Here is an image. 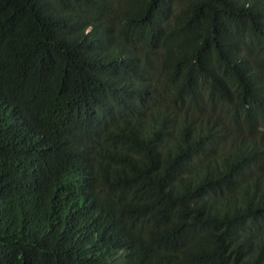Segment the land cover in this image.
I'll return each instance as SVG.
<instances>
[{"label": "trees", "instance_id": "trees-1", "mask_svg": "<svg viewBox=\"0 0 264 264\" xmlns=\"http://www.w3.org/2000/svg\"><path fill=\"white\" fill-rule=\"evenodd\" d=\"M0 264H264V0H0Z\"/></svg>", "mask_w": 264, "mask_h": 264}]
</instances>
